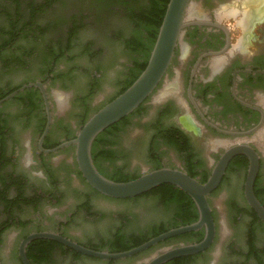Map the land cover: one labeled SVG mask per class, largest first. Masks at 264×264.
Masks as SVG:
<instances>
[{
    "label": "flooded vegetation",
    "instance_id": "flooded-vegetation-1",
    "mask_svg": "<svg viewBox=\"0 0 264 264\" xmlns=\"http://www.w3.org/2000/svg\"><path fill=\"white\" fill-rule=\"evenodd\" d=\"M199 2L202 7L193 3L192 9L195 11L191 9L190 13L197 12L200 15L188 18L195 23L184 29L171 64L157 86L159 89L165 86V89L156 97L158 104L151 118L144 120L145 128L140 134L142 141L138 144L140 147L133 146L128 150L139 148L145 152L149 158L148 164L152 168L177 167L192 173L200 180H206L215 162L228 147L238 143L248 144L259 153V168L254 179L253 192L255 194V187L259 189L256 184L260 185L258 194L261 196L260 202L264 205L262 188L264 186L262 172L264 155L260 149L264 151L261 138L264 128V0L260 2L263 6L261 10L252 8L251 0L222 2L200 0ZM229 9L235 10V15L224 13ZM181 42L185 43L183 49L180 48ZM38 45L35 48L33 46V50L28 49L24 52L13 48L1 50L0 80L4 82L17 69L32 66L39 59L37 57H42L44 53ZM175 59L178 60L177 68L172 67ZM170 72L176 79L173 82H165ZM53 73V68H49L43 77H29L0 88V99H2L5 96L3 93L13 90L17 85L39 81L44 84L51 111V122L42 138V149H40L39 138L44 132L47 121L40 89L37 86L27 87L19 91L18 95L0 102V248L10 243L6 256L12 257L8 251L13 248L18 264H23L18 254L19 243L33 231H53L85 247L98 248L95 250L109 251V244L113 242H128L133 236L140 234V230L135 228L138 227L136 216L129 211H115L110 205L103 207V203L102 205L97 203L99 200L107 203H127L137 198L145 199L155 196L150 193L144 195L146 192L129 198L105 196L93 189L81 177L82 175H79L73 145L62 147L54 152L45 151L77 132L69 128L65 119L52 118L47 83L54 79ZM164 82L167 84L165 85ZM119 90L113 92L112 96L95 107L91 113ZM151 95L127 115L126 121L123 117L115 122L116 125L127 122L130 116L141 108L146 109ZM11 103L20 110V114L14 118L2 109L4 105ZM16 121L22 127L29 128V133L34 132L36 136L34 144L31 137L29 141L27 140V144L22 137L23 129L14 126ZM110 134L112 133L109 132ZM99 143H103L105 150H111L113 153L111 157H108L109 159L101 157L97 159L98 161L96 160V163L94 161L98 171L106 177H115L118 171L126 172V166L121 160L126 158L127 150L125 148L122 150L116 142L111 140L108 143L101 140ZM23 148L31 149L33 167H28V163L24 164L20 161ZM163 149H167V153L173 156V162L177 160L178 163L166 161L162 156ZM54 154H61L64 163L62 161L55 165ZM248 163V156L243 153L232 156L220 184L208 195V201L209 197L220 189L223 182L234 178L240 172L242 174L241 198L232 197L230 203L233 207L241 203L245 205L244 207L251 208L243 195ZM62 172L68 174L73 180H77L79 184V187L73 186V192L69 191L71 198H67V191L59 185L58 177ZM176 205L170 203L169 212L163 210L161 215H150L147 219L150 229L160 231L165 229L162 231L164 232L186 225L188 221L187 215H184L186 212L182 208L179 210ZM63 206L68 209L58 212V215L55 214L54 224L49 226L48 217L44 214L45 210L48 207ZM212 216L214 219L213 211ZM164 217L166 219L168 217L167 220H169L166 224H162L165 221L162 219ZM256 223L264 226L259 218ZM76 228L82 229L80 231H83V234L75 236L72 230ZM102 229L107 232L103 234ZM11 231L14 232V236L10 242H6L5 236ZM203 235V228L179 233L166 238L156 246L123 259L138 257V264H142L141 261L145 257L162 247L196 242L201 240ZM215 237L216 232L207 249L174 257L162 264H189L195 259H202L208 254ZM10 253L12 254L11 251ZM24 254L30 264H79L80 261L87 259L111 264L114 262L112 260H123L100 259L86 255L60 241L48 238H36L29 241L25 246ZM179 259L182 260L178 262ZM1 262L0 256V264Z\"/></svg>",
    "mask_w": 264,
    "mask_h": 264
},
{
    "label": "rangeland",
    "instance_id": "rangeland-1",
    "mask_svg": "<svg viewBox=\"0 0 264 264\" xmlns=\"http://www.w3.org/2000/svg\"><path fill=\"white\" fill-rule=\"evenodd\" d=\"M194 1L202 7L200 0ZM260 1L252 0L255 10H261L263 7ZM105 3L104 0H0V45L11 41V46L5 50L13 48L24 52L33 50V46L35 48L39 44L44 53L42 57H37L39 59H36L32 66L17 69L4 82L0 80V88L29 77H43L49 68H53L54 79L47 83L52 118L65 119L70 129L78 130L86 115H90L95 107L106 101L131 78L142 59V51H132L126 47L124 41L134 35L145 37L144 31L140 34V27L134 25L120 6L113 3L108 7ZM68 41L71 42L70 45ZM181 43L180 48L183 49L185 43ZM177 64L178 60L175 59L172 67L177 68ZM175 79V75L170 72L165 82H173ZM164 89L165 86L162 89L157 88L152 93L146 109L141 108L130 116L127 122L119 124L111 131L110 140L116 142L122 150H127L126 158L121 160L126 166L124 173H140L153 169L148 164L149 158L145 152L139 148H132L130 151L128 149L133 146L140 147L138 144L142 141L140 134L145 128L144 120L151 118L158 104L156 97ZM2 109L7 111L11 118L20 114L18 107L12 103L4 105ZM14 126L23 129L22 137L26 142L31 137L34 144V132L29 133V128L22 127L17 121ZM260 149L264 155V151ZM30 150L21 149L19 159L24 164L28 163V167H33L31 162L34 160L31 159ZM161 152H164L162 156L166 161L178 163L177 160L173 162V156L167 153V149ZM60 155L54 154L55 165L64 160ZM67 160L69 161V157ZM262 163L264 175V157ZM59 176V185L67 191V198H71L69 191H72L73 186L79 187L77 180L63 172ZM241 176L239 172L235 177L232 176L234 178L227 179L220 189L209 197L216 223V237L208 254L189 264H264V226L252 224L250 215L245 211L238 213L236 208L244 207V204H234L233 207L230 203L232 197L241 198ZM97 204L103 207L110 205L115 211H129L134 214L138 223L135 228L140 230V234L151 231L147 223L150 215H161L163 210L170 211L169 205L154 197L137 198L127 203H107L99 200ZM67 209L66 206L48 207L44 212L48 217V225L54 224L55 214L58 215V212ZM162 219L165 220L162 224L169 221L168 217ZM80 230L76 228L72 233L75 236L82 235L83 231ZM106 232L107 230L102 231L103 234ZM13 236L14 232H9L5 241L10 242ZM9 245L10 243L0 248L1 264H18L13 248L8 251L12 257L6 256ZM138 260L139 258L135 257L111 264H138ZM79 264L108 263L87 259Z\"/></svg>",
    "mask_w": 264,
    "mask_h": 264
},
{
    "label": "water",
    "instance_id": "water-1",
    "mask_svg": "<svg viewBox=\"0 0 264 264\" xmlns=\"http://www.w3.org/2000/svg\"><path fill=\"white\" fill-rule=\"evenodd\" d=\"M192 3L196 4L194 0H168L147 63L135 80L125 90L91 113L74 137L45 151L54 152L62 147L73 145L76 165L82 177L93 189L108 197L129 198L147 192L163 183L173 184L191 197L197 208V219L186 225L168 229L137 246L118 252L88 248L53 231H33L19 243L18 254L23 264H30L24 254L25 246L29 241L36 238L55 239L83 254L100 259H123L156 246L173 235L203 228L204 235L201 240L178 246L162 247L145 257L141 262L142 264H162L174 257L194 254L207 249L216 232L208 195L220 184L230 158L239 153L247 155L249 159L243 184L245 201L264 223V205L253 192V183L259 168V153L248 144L238 143L228 147L219 156L210 175L204 181L189 175L181 168L169 166L145 170L137 177L127 181H115L100 173L92 159L91 148L96 136L111 124L133 112L154 92L165 76L184 29L195 23L186 17V12ZM31 86H37L40 89L47 114L46 126L38 144L42 149L41 141L51 122V111L44 84L39 81L22 84L7 93L0 99V102Z\"/></svg>",
    "mask_w": 264,
    "mask_h": 264
},
{
    "label": "trees",
    "instance_id": "trees-1",
    "mask_svg": "<svg viewBox=\"0 0 264 264\" xmlns=\"http://www.w3.org/2000/svg\"><path fill=\"white\" fill-rule=\"evenodd\" d=\"M104 1H106L105 4L108 7H109V5H111L113 3L120 6L122 8L123 12H125V14H127V16L131 19V21H133L134 25L140 27V34H141V31L142 32L144 31V33H145V37L141 38L139 36L134 35V36H132L129 39H126L124 41L126 47L130 48L132 51L141 50L142 51V59L137 64V68H136L135 72L132 74L131 78L128 80V82L113 97H111L109 99V100H111L116 95H118L123 90H125L135 80V78L138 76V74L145 67V65L147 63V59L149 57L150 50H151L152 45L155 41L159 25H160L161 20L163 18L168 0H104ZM73 31H75V28L73 29ZM69 43H71V42L68 41V45H70ZM10 46H11V41L5 42L2 45H0V51L5 49V48H8ZM67 49H69V47H67ZM65 51H67V50H65ZM17 86H19V85H17ZM16 87H14V88H16ZM14 88H13V90H14ZM11 90L12 89L3 93V96L6 95L7 93L11 92ZM88 116L89 115H86L84 117V119L82 120V122L80 124V127L84 124V122L86 121ZM127 117L128 116H125L123 118V120L126 121ZM116 124L117 123L111 124L110 126L105 128L94 139V141L92 143V148H91V155H92L93 162L95 161V163H96V160L100 159L101 157H105L106 159H109L108 157H111L113 152L111 150H109V151L105 150V148L102 146L103 143L100 144L99 142L101 140L105 141V143H108V141H110L111 136L109 135V132H111V130L117 128ZM104 134H108V135H104ZM72 137H74V135L67 136L65 138V140L70 139ZM95 150H97V151H95ZM155 168H158V167H155ZM139 174L140 173L129 174V173H123V172L118 171L115 174V177H108V178L113 179L115 181H127V180H130L132 178L137 177ZM188 174L191 176H194L192 173H188ZM79 175L81 176L80 172H79ZM204 180L205 179L200 180V181H204ZM256 186L259 189H257L255 187V194H256V196H258L259 200H261L260 199L261 196H259V194H258V190H260V185L256 184ZM262 188L264 190V186ZM149 193L154 194L155 196L154 195H152V196H154V198L156 200H160L165 205H170V203H174V204H177L176 206L179 210H181V208L184 209V211L186 212L184 215H187V218H188V221H186V224L193 222L197 219L198 212H197V208H196L193 200L191 199V197L186 192L179 189L175 185L170 184V183H163V184L158 185V186L152 188L151 190L147 191L144 195H147ZM236 210L243 211V212L245 211L247 214H249L251 219H252V221H251L252 224L257 222L258 216L255 214V212L251 208H249V207L242 208L241 207V208H237ZM163 230H165V229H163ZM162 231L155 229V230H151V231L147 232L146 234L136 235L137 237L133 236L130 239V241H128V242H124V241L113 242L111 245L109 244V246H110L109 251L110 252H118V251H124V250L130 249L134 246L141 244L142 242L146 241L147 239H149L155 235H158ZM95 249H98V248H95ZM180 260H182V259H179L178 262ZM112 261H115V260H112Z\"/></svg>",
    "mask_w": 264,
    "mask_h": 264
},
{
    "label": "bare ground",
    "instance_id": "bare-ground-1",
    "mask_svg": "<svg viewBox=\"0 0 264 264\" xmlns=\"http://www.w3.org/2000/svg\"><path fill=\"white\" fill-rule=\"evenodd\" d=\"M252 1V0H251ZM261 2V1H260ZM252 4V3H251ZM255 4V3H254ZM253 5V4H252ZM259 5V4H258ZM260 6V5H259ZM192 7H193V3L191 4V6L188 8V10H187V12H186V17L187 18H191V17H193V15L194 16H199L200 14H197V12H196V14L195 13H193V14H191L190 13V10L192 9ZM254 7V6H253ZM252 7V8H253ZM192 10H194V9H192ZM195 11V10H194ZM235 10H233V9H229V10H227L225 13L226 14H231V15H235V12H234ZM252 13V12H251ZM261 138L263 139V141H262V143H263V145H264V128H263V130H262V132H261Z\"/></svg>",
    "mask_w": 264,
    "mask_h": 264
}]
</instances>
